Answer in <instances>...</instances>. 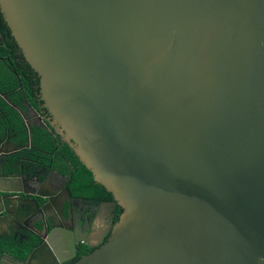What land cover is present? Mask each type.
<instances>
[{
	"label": "water",
	"instance_id": "obj_1",
	"mask_svg": "<svg viewBox=\"0 0 264 264\" xmlns=\"http://www.w3.org/2000/svg\"><path fill=\"white\" fill-rule=\"evenodd\" d=\"M0 12L52 124L122 208L72 264H264V0H0ZM6 180L19 182L0 165ZM21 191L45 197L3 185L0 199ZM71 235L49 236L63 260Z\"/></svg>",
	"mask_w": 264,
	"mask_h": 264
},
{
	"label": "flooded vegetation",
	"instance_id": "obj_2",
	"mask_svg": "<svg viewBox=\"0 0 264 264\" xmlns=\"http://www.w3.org/2000/svg\"><path fill=\"white\" fill-rule=\"evenodd\" d=\"M0 48L5 52L1 35ZM17 53L15 61L19 66L5 53L0 54V165L8 177L19 182L6 180L0 182V186H21L45 197L23 191L5 193L12 201L2 196L1 209L5 210L1 212L0 242H14L17 252L0 247V264H67L77 254L91 252L108 238L118 204L109 197L73 194L70 174L73 166L60 148L67 142L52 124V115L41 95L38 74L18 46ZM38 129L53 139L54 147L48 139L46 145L44 139L39 140ZM61 230L72 233L75 253L64 260L70 256V249L64 250L59 258L55 243L49 242L50 234ZM86 236H90L93 246L84 243Z\"/></svg>",
	"mask_w": 264,
	"mask_h": 264
},
{
	"label": "trees",
	"instance_id": "obj_3",
	"mask_svg": "<svg viewBox=\"0 0 264 264\" xmlns=\"http://www.w3.org/2000/svg\"><path fill=\"white\" fill-rule=\"evenodd\" d=\"M0 30L2 31V33H0L1 38L3 40V43L5 44V49H4L5 52L1 51L3 49L0 48V54L5 53V55L8 58L12 59L16 63V65L19 66L17 64V61H15L17 59L16 56L19 54L17 53V44L12 38L9 29L2 20L1 14H0ZM40 133L42 134L38 135ZM36 134L39 140L44 139L45 145H46V139H48L49 144L54 147L53 139L50 138L44 130L38 129V132ZM41 144L42 142L39 141V145ZM60 148L64 149L63 154L67 155L66 159L70 162V165L73 166V169L70 171V174H71V187L74 195H82L93 198H105V197L112 198V195L109 191H107L101 184L94 181L91 172L82 164V162L74 154V152L67 143L60 145ZM121 211L122 208L118 205L117 213L115 214L114 217L115 222L117 221ZM79 257L80 254H77L76 257L67 264H72L73 261L75 262Z\"/></svg>",
	"mask_w": 264,
	"mask_h": 264
},
{
	"label": "rangeland",
	"instance_id": "obj_4",
	"mask_svg": "<svg viewBox=\"0 0 264 264\" xmlns=\"http://www.w3.org/2000/svg\"><path fill=\"white\" fill-rule=\"evenodd\" d=\"M0 247L1 248H5L6 250L11 251V252H14V253L17 252V250H16L17 245L14 242H12V241H10L8 243L0 242Z\"/></svg>",
	"mask_w": 264,
	"mask_h": 264
},
{
	"label": "crops",
	"instance_id": "obj_5",
	"mask_svg": "<svg viewBox=\"0 0 264 264\" xmlns=\"http://www.w3.org/2000/svg\"><path fill=\"white\" fill-rule=\"evenodd\" d=\"M5 243V242H4Z\"/></svg>",
	"mask_w": 264,
	"mask_h": 264
}]
</instances>
